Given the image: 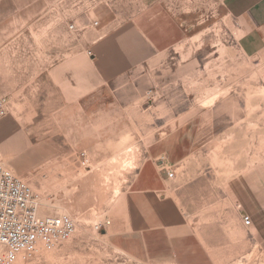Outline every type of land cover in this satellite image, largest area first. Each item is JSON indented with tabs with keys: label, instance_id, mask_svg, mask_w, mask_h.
I'll return each instance as SVG.
<instances>
[{
	"label": "crops",
	"instance_id": "1",
	"mask_svg": "<svg viewBox=\"0 0 264 264\" xmlns=\"http://www.w3.org/2000/svg\"><path fill=\"white\" fill-rule=\"evenodd\" d=\"M58 1L57 9L67 10V21L61 16L55 27L49 24L47 7L37 11L38 32L53 38L52 46L44 44L42 62L56 65L44 74L51 85L47 89L55 90L47 98L48 111L60 113L57 119L64 120L65 127L77 128L78 143L88 141L87 134L90 143L97 142L98 126L107 121L98 120V110L134 107L143 100L144 84L160 86V71L173 53L180 54L176 47L189 40L193 24L212 9V1L233 21L243 54L254 58L264 53V0ZM70 24L74 32L68 30ZM106 98L110 105L103 103ZM237 113L232 111V117L251 120L250 156L220 159V169L205 159L210 172L190 181L186 192L169 195L170 183L180 184L181 179L176 173L168 178V172L191 164L201 147L208 144L210 150L213 126L176 120L165 137L155 140L124 196L121 217L104 234L112 247L143 264H233L254 251L264 261V155H259L253 125L264 110ZM226 114L219 112L218 119L223 121ZM5 119L0 123V151L2 156L15 155L18 136ZM219 124L222 151L226 125ZM235 129V134L247 132ZM233 148L238 150V144ZM186 199L189 208L179 202ZM245 216L250 217L248 224Z\"/></svg>",
	"mask_w": 264,
	"mask_h": 264
},
{
	"label": "rangeland",
	"instance_id": "2",
	"mask_svg": "<svg viewBox=\"0 0 264 264\" xmlns=\"http://www.w3.org/2000/svg\"><path fill=\"white\" fill-rule=\"evenodd\" d=\"M58 3L2 0L0 4V99H9L4 123L18 136L16 154H4L3 162L40 196L41 216L69 215L78 222L77 233L57 250L17 264H143L112 247L104 234H109L121 217L124 196L151 146L175 127L176 120L213 126L212 147L209 150L207 144L197 151L191 161L195 167L190 169L187 161L175 169L181 182L170 183L169 195L174 190L186 192L190 181L203 178L205 171L209 173L211 168H204L205 159L220 169V159L250 156L251 120L248 116L232 117V111L245 114L256 109L259 114L264 110V53L254 58L243 54L233 21L212 1V9L205 10L204 17L193 24L189 40L176 47L180 54L173 53L160 71V86L153 87L149 81L144 84L143 100L134 107L98 110V120L104 117L107 121L98 123L96 143H90L87 134L88 141L82 144L75 141L81 136L74 132L77 128L65 127L64 120L57 119L60 113L48 111L47 98L55 90L47 89L51 85L44 74L56 65L42 62L44 44L48 41L52 46L53 38L38 32L37 11L47 7L49 24L55 27L61 16L67 21V10H58ZM71 26L68 30L74 32ZM103 103L110 105V99ZM219 112L226 114L222 151L217 139V127L223 122L218 119ZM256 120L253 125L254 130L257 125L259 155L263 156L264 117ZM233 126L238 132H247L235 134ZM255 135L253 132L252 138ZM236 144L238 150L233 148ZM179 202L183 208L191 204L189 199ZM107 221L111 223L98 231L97 227ZM233 264L264 261L254 251Z\"/></svg>",
	"mask_w": 264,
	"mask_h": 264
},
{
	"label": "built area",
	"instance_id": "3",
	"mask_svg": "<svg viewBox=\"0 0 264 264\" xmlns=\"http://www.w3.org/2000/svg\"><path fill=\"white\" fill-rule=\"evenodd\" d=\"M8 106V98L0 99V123L8 115ZM174 174L168 172V178L172 179ZM41 206L40 196L3 162L0 151V264L27 262L53 252L77 233L78 222L73 217H43ZM244 221L248 224L250 217L245 216ZM110 223H102L97 230Z\"/></svg>",
	"mask_w": 264,
	"mask_h": 264
}]
</instances>
